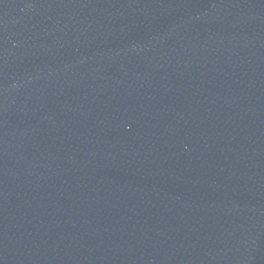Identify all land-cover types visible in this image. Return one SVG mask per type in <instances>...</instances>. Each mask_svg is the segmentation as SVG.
<instances>
[{
  "label": "water",
  "instance_id": "95a60500",
  "mask_svg": "<svg viewBox=\"0 0 264 264\" xmlns=\"http://www.w3.org/2000/svg\"><path fill=\"white\" fill-rule=\"evenodd\" d=\"M0 264H264V0H0Z\"/></svg>",
  "mask_w": 264,
  "mask_h": 264
}]
</instances>
